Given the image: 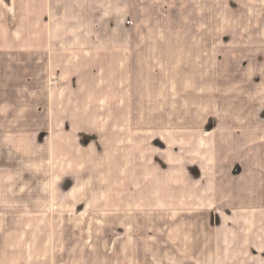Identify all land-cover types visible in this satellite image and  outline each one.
Masks as SVG:
<instances>
[{
  "label": "crops",
  "instance_id": "0c3cea01",
  "mask_svg": "<svg viewBox=\"0 0 264 264\" xmlns=\"http://www.w3.org/2000/svg\"><path fill=\"white\" fill-rule=\"evenodd\" d=\"M57 3L0 0V264H264V0H158L159 21L104 25ZM128 48L214 64L188 88L198 121L177 124L165 165L62 167L46 77Z\"/></svg>",
  "mask_w": 264,
  "mask_h": 264
},
{
  "label": "rangeland",
  "instance_id": "374dc122",
  "mask_svg": "<svg viewBox=\"0 0 264 264\" xmlns=\"http://www.w3.org/2000/svg\"><path fill=\"white\" fill-rule=\"evenodd\" d=\"M108 1L106 14L118 12L119 6L113 0H57V4L66 14L63 18L74 19L72 14L78 12L81 22L98 25L124 19L127 23H149L159 21L158 14L163 16L170 11L161 7L158 0H121L120 9L126 15L104 17L102 6ZM130 49L126 62L63 64V77L58 78V74L46 77L47 102L53 103L56 93L58 102L63 103L62 111H58L63 151L57 153L62 167H149L152 156L154 165H165L167 143L179 134L174 128L177 124L192 125L198 121L194 116L198 110H188L187 106L194 105L199 97L188 88L197 87L214 64L156 61L181 56H156L151 52L132 56ZM70 65L72 72L67 69ZM222 65L227 75L230 70L247 71L245 64ZM250 65L255 72L264 69L263 64ZM67 72L73 76L66 78ZM42 78L34 80L36 86L42 83ZM72 102L84 103L87 109H67ZM114 155L117 159H113Z\"/></svg>",
  "mask_w": 264,
  "mask_h": 264
}]
</instances>
